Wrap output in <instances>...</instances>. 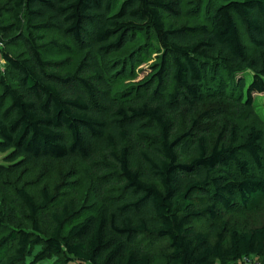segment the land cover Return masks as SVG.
<instances>
[{"label":"trees","instance_id":"16d2710c","mask_svg":"<svg viewBox=\"0 0 264 264\" xmlns=\"http://www.w3.org/2000/svg\"><path fill=\"white\" fill-rule=\"evenodd\" d=\"M0 1V44L14 48L2 53L0 150L10 151V160L54 163L118 149L123 177L111 199L54 210L47 237L39 218L56 195L46 188L38 201L20 189L33 231L1 236L0 216V253L16 244L0 264L43 261L48 253L62 256L59 264H158L140 244L143 234L167 240L161 264H242L246 257L264 264V223L238 230L222 221L212 227L214 238L193 226L217 220L219 206L253 210L264 201L262 132L251 128L242 139L234 126L214 143L194 130L172 140L180 109L216 91L239 95L249 76L247 103L264 92V0H208L204 19L192 25L178 24L186 0ZM51 32L87 51L76 71L52 58L74 50L49 40ZM131 46L142 48L128 62L109 59ZM152 52L156 62L144 68ZM119 79L131 83L126 91L114 90ZM183 152L192 159L182 162Z\"/></svg>","mask_w":264,"mask_h":264},{"label":"rangeland","instance_id":"374dc122","mask_svg":"<svg viewBox=\"0 0 264 264\" xmlns=\"http://www.w3.org/2000/svg\"><path fill=\"white\" fill-rule=\"evenodd\" d=\"M123 1L120 0L119 3ZM207 1L186 0L184 5L185 15L178 24L192 25L197 16L201 17L200 19H204ZM215 1L220 2L221 0ZM3 2L0 1V5ZM53 39L60 44H70L74 52L55 53L52 55V58L57 62H63L61 64L63 70L76 71L85 62L87 51L80 46H76L70 37H65L58 32L49 33V40ZM243 41L248 52L252 53L254 50L253 46L244 32ZM141 48L131 46L122 53L110 55L109 59L120 62L127 61L132 55L137 54ZM13 50V47L0 44L1 72L6 68V63L2 58L3 51L12 52ZM155 62L156 54L152 52L150 59L143 66L145 68L147 67L146 65ZM122 72L123 69L120 68L118 73H115L116 77L118 78ZM249 77L244 80L245 85L243 87L239 86V95L234 94L231 96L225 92L219 93V91H216L213 96L203 100L194 109H180L175 114V127L172 131V140H176L181 135L194 130L199 131V133L214 143L221 131L224 129L228 131L235 126L239 129L238 132L242 139L245 138L251 128L260 130L263 135L262 146L264 148V92L254 94L252 104L249 105L247 103V89L251 81ZM128 82L125 79H119L114 85V90L126 91L131 85ZM194 121H197L199 124L197 128H194ZM148 144L150 142L145 143L146 146H149ZM150 146L153 145L150 144ZM118 154V149L98 148L88 159L51 163L48 161L27 162L22 158L10 160V151L0 150V216L5 220V227L1 236L8 235L15 230L33 231L28 216V209L18 193L20 189L27 190L38 201L42 200L41 191L43 189L47 188L52 194L56 195L55 202L49 208L42 211L39 218L45 237L50 235V215L57 208L71 204L76 207V210H79L82 207L89 206L94 201L101 202L120 194L123 186V177L118 161L115 158V155ZM191 159L192 156H190L189 152L180 153V160L182 162H188ZM132 161L134 166L140 167L141 163L138 155H134ZM1 169H4L6 172L1 174ZM254 170L257 171L255 168ZM258 173L263 174L264 171H258ZM200 202L206 203L207 200L202 199ZM219 213L220 216L217 220H211L208 217L195 220L193 222L194 228L209 232L214 238L212 227L218 226L222 221H227L230 226L238 230L262 225L264 223V201H262L258 208L253 210L236 206L231 211H226L223 207L219 206ZM139 242L143 247L155 253L158 256V264H161V254L167 251L168 248L167 240L165 238H158L155 235L143 234L140 235ZM15 247V242L10 243L0 255L6 257L13 254ZM42 251L43 247L40 246L36 249L35 253L38 255ZM60 258L63 257L54 253H48L45 255L43 261H36L33 256L28 258L26 263L23 264H59L58 260ZM254 258L257 263V258Z\"/></svg>","mask_w":264,"mask_h":264},{"label":"built area","instance_id":"2783aa9c","mask_svg":"<svg viewBox=\"0 0 264 264\" xmlns=\"http://www.w3.org/2000/svg\"><path fill=\"white\" fill-rule=\"evenodd\" d=\"M254 259V257H246L243 259L242 264H258Z\"/></svg>","mask_w":264,"mask_h":264}]
</instances>
